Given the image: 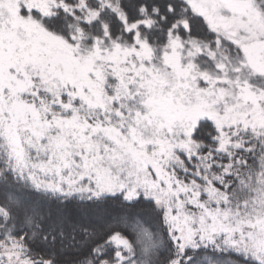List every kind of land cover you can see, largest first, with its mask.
Listing matches in <instances>:
<instances>
[{"label": "snow or ice", "instance_id": "obj_1", "mask_svg": "<svg viewBox=\"0 0 264 264\" xmlns=\"http://www.w3.org/2000/svg\"><path fill=\"white\" fill-rule=\"evenodd\" d=\"M0 264H264V0H0Z\"/></svg>", "mask_w": 264, "mask_h": 264}]
</instances>
